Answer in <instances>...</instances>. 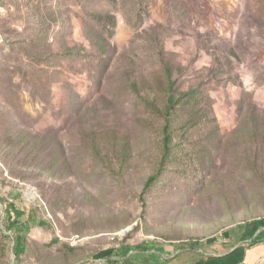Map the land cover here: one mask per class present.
Returning a JSON list of instances; mask_svg holds the SVG:
<instances>
[{
    "label": "rangeland",
    "instance_id": "obj_1",
    "mask_svg": "<svg viewBox=\"0 0 264 264\" xmlns=\"http://www.w3.org/2000/svg\"><path fill=\"white\" fill-rule=\"evenodd\" d=\"M165 66L210 121L143 193ZM239 223L264 224V0H0V264H217Z\"/></svg>",
    "mask_w": 264,
    "mask_h": 264
},
{
    "label": "trees",
    "instance_id": "obj_2",
    "mask_svg": "<svg viewBox=\"0 0 264 264\" xmlns=\"http://www.w3.org/2000/svg\"><path fill=\"white\" fill-rule=\"evenodd\" d=\"M160 81H166L167 83L161 85L157 84L153 88L147 87L143 89V92L145 93V97L143 98L146 101L147 107L163 120L160 162L156 173L151 175L145 183L143 193H145L156 181L158 174L168 169L169 164L176 160L174 154L178 153V150H180L181 153L182 151L184 152L183 154L187 159L186 162L192 163L190 148H183L180 140L182 137H185L188 132L193 136H195L197 132H205L207 130V124L210 121V97L206 94L203 88L191 86L186 89H181L176 87L174 73L170 66H165L164 78ZM135 90L137 92L139 90L138 87H136ZM10 210V208L7 210V230H15L17 232L14 246L15 253L19 256L24 252L25 248V234H22L20 229H23L26 225L25 223H21L20 212H16L15 210L16 216L12 217V211ZM246 223L250 224L248 222ZM255 227L259 230L264 228V224L259 225V223H256L251 228L250 225L242 226L241 223H239L234 228H230L228 230V237L230 238L229 241L231 243L228 245L229 248L227 247V250L230 251L239 243H241V245L236 250L243 249L247 245L251 246L256 243L260 239L259 237L262 238V236H264V234L261 235L264 231H261L260 234L251 240L249 235L252 234ZM242 228H245V232L240 238H237L235 235L238 234L239 230ZM255 233H253V235H255ZM235 252L227 254L224 258H216L215 260L217 264H223L218 261H222V259L227 258ZM179 257L180 255L178 254L172 259L173 261H177ZM204 262L205 260L202 258L194 264H204Z\"/></svg>",
    "mask_w": 264,
    "mask_h": 264
},
{
    "label": "crops",
    "instance_id": "obj_3",
    "mask_svg": "<svg viewBox=\"0 0 264 264\" xmlns=\"http://www.w3.org/2000/svg\"><path fill=\"white\" fill-rule=\"evenodd\" d=\"M241 243L235 245L229 253L235 252L236 249L240 246ZM262 255H264V247L254 248V249H239L235 253L231 254L225 259H222L223 264H251L254 260H258ZM216 261V260H215Z\"/></svg>",
    "mask_w": 264,
    "mask_h": 264
}]
</instances>
